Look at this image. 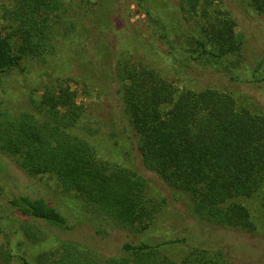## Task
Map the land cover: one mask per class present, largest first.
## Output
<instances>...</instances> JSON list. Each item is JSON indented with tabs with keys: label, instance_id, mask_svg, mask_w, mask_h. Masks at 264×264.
Returning <instances> with one entry per match:
<instances>
[{
	"label": "trees",
	"instance_id": "trees-1",
	"mask_svg": "<svg viewBox=\"0 0 264 264\" xmlns=\"http://www.w3.org/2000/svg\"><path fill=\"white\" fill-rule=\"evenodd\" d=\"M167 1L168 12L175 10L172 21L145 8L144 0H130L125 24L116 29L126 28L130 37L117 36L113 27L97 36L87 27L73 42V50L94 66L99 63V70L96 46L121 43L107 84L115 100L113 94L103 97L93 115L76 103V92L60 80L39 98L29 93L26 100H14L15 107L1 109L0 104V174L16 181L11 171L15 166L29 180L46 176L62 195L83 206L70 225L52 199L0 188L27 239H38L29 221L63 232L86 225L102 238L111 230L126 234L118 256H102L75 240L67 241L64 250L39 255L34 263L20 258L21 264H241L235 260L234 246L218 240L216 232L264 237L263 227L258 228V220L264 223V112L252 115L239 109L230 90L241 88L264 106V87L259 84L264 83V0H245L244 7L236 0H218L225 14L215 18L207 10L214 0ZM23 2H17L9 32L0 37V87L2 78L18 69L26 56H49L56 44L66 49L75 38L58 42L50 31V15L66 12V0ZM244 11L257 17H251L256 19L252 34L240 36L235 34L236 19L247 17ZM132 15L142 16L146 25L135 26ZM192 17L195 26H201L197 31L188 24ZM176 21L186 27L185 36L176 34ZM184 41L189 42L187 52ZM130 44L141 49L145 64L126 48ZM245 45L253 60L250 78L242 79L236 69L245 67ZM150 58L177 77L198 81L200 88L179 92ZM111 118L130 146L135 167L110 162L92 142L101 132L100 124ZM253 198L259 212L255 216L242 203ZM169 207L183 211L169 216L175 233L151 244L152 228ZM167 248L184 251L173 259ZM14 258L9 243L0 249V264H11Z\"/></svg>",
	"mask_w": 264,
	"mask_h": 264
},
{
	"label": "rangeland",
	"instance_id": "rangeland-1",
	"mask_svg": "<svg viewBox=\"0 0 264 264\" xmlns=\"http://www.w3.org/2000/svg\"><path fill=\"white\" fill-rule=\"evenodd\" d=\"M236 1L241 7L245 6V0ZM17 2L18 4L24 3L23 0H0V37L9 32L7 26L10 25L9 21H12L10 13L18 8ZM66 2L70 3L69 6L66 7V12L55 11L49 17L50 24H52L50 31L53 35L57 36L58 42H62L64 37H75L70 39V46L72 48L73 42L83 36L87 31V27H90L92 33H97V36L101 35V31L113 27L114 30L118 32V34H116L117 36L130 37V31L126 28L122 29L120 32L116 30L120 29L122 24H125L126 13L129 12L127 5L130 0H66ZM166 3L168 4L167 0H144L143 5L148 10L152 9L154 14H160L164 19L166 16L172 21L173 18H176L174 13L175 10L172 9L171 12H168L170 10L167 8ZM223 8L224 7L218 0H214L207 10L209 16L215 18L216 16H220L219 12L225 14ZM133 13L135 12H131V14ZM250 14L251 15L245 12L244 15L247 17L241 14L242 18L236 19L237 27L235 28V34L241 36L243 32L248 31L252 34V22H255L256 19L253 20L251 17L256 18L257 16L254 13ZM131 21L138 28H143L146 25V21L142 16L132 15ZM195 22H197V19L193 17L188 21V24L190 23V25H192V31H197L201 28L199 25L195 26ZM198 22L204 23L202 20H198ZM175 26L177 35H186L187 30L184 29L186 27H183L180 23H177ZM109 40L111 39L109 38ZM96 44L101 43L97 42ZM56 46L57 49L55 53L49 56H26L22 59L18 69L2 78L0 87L2 91H0L1 109L12 108L14 106V100L21 101L24 98L26 100L29 93L39 98L44 89L53 84L55 80H60L59 82H62L64 85H69V87L76 92V103L86 110L88 115H93L95 110L101 109L102 105H100V102L103 97H110L113 94L111 100H115L114 89L112 88L109 90L107 84L109 83L108 77L111 80L112 76H114L115 61L121 51V43L119 45L115 43V45L111 46H108V43H106L105 46H96V48L99 47L100 49L99 61L102 65L101 70L96 68L99 66V63L97 66H94L89 61H85L79 56L77 51L75 49L73 50V48L71 49L70 46L66 49H62L57 44ZM102 46L106 49H103ZM137 47L138 46L135 44L126 46L140 63L145 64L146 62L142 55V51ZM188 47L189 42L184 41L182 49L186 51L189 50ZM59 48L61 50H59ZM191 48L192 47H190V49ZM244 48L245 67L237 66L236 71L238 70L237 74L239 73L238 76L240 78L247 79L250 78L251 66L249 65L253 60V56L251 55V50L249 51L246 45ZM150 63H152V65L162 73L165 79H167V81L179 92L183 91V89L193 88V90H196L200 88L198 81H192L182 76L177 77V73H171L152 58H150ZM63 78H69L70 81L64 80ZM257 78L260 80L262 77L259 75ZM259 84L264 87L263 82ZM230 90L234 93L233 96L235 100H237V107L239 109L248 111L252 115H259L264 112V106L255 98L245 93L243 89L232 87ZM15 106L17 105L15 104ZM97 106L99 107L97 108ZM117 125L118 124L115 123L112 118L107 120V123L104 122L100 124L101 132H98L92 142L98 146V154L110 160V162H116L122 166L135 167V165H133L134 161L130 155V146L128 142L124 140L122 134L119 133L121 132L120 126ZM112 131H115L114 135ZM0 160L2 161L4 159ZM14 168L16 169L15 166ZM14 168H12L11 171L16 174V181L8 178L6 175L0 174V188H3L6 192L15 193L23 191L31 193L32 195L46 196L52 199L54 205L68 218L70 225L73 223V220H75L74 214H79L81 210H83V206L78 199L62 195L58 191L55 183L52 181L53 179L44 176L29 180L19 170L16 169L17 172ZM148 177H150L153 183L157 182V179L154 178L152 174L148 175ZM6 187H8V189ZM164 194L168 199L170 198V192L168 190H165ZM262 194H264V190H262ZM257 198L242 200V203H245L251 208L254 216L259 214L256 206ZM182 212L183 211H176V209L169 207L165 215L161 216V220L159 218L156 225L152 228V232L150 233V235L153 236V239H150L151 244H156L157 241H160V238L163 239V237H165L167 239L173 236L175 231L173 232L172 225L169 223V221H171L169 216L175 218L177 213L182 214ZM258 218L259 217H255V219ZM31 223L32 222L29 221L27 224H30L32 226V231L38 235L37 240L27 239L20 227V222L15 218L14 214L7 209L3 196L0 193V249L6 248L8 243L10 244L12 254L15 257L11 264H21L19 261L20 258H25L31 263H34L39 255L44 253L54 254L57 249L64 250L67 241L75 240L84 242L94 252L102 256H118L120 252L118 250V245L124 239L126 240V234L118 230H111L107 237L102 238L100 236H95L90 226L86 225L81 228L77 227L72 232H63L55 230L45 224ZM188 224L192 225L193 223H189L188 221ZM261 227L264 229V223L258 220V228ZM210 232L215 234L214 230H210L209 233ZM216 234V237L222 243L234 246L236 251L235 260L237 263L264 264V237L262 235L249 236L244 233H234L233 236H229L221 232H216ZM165 251L170 258L179 259L184 249L167 248Z\"/></svg>",
	"mask_w": 264,
	"mask_h": 264
}]
</instances>
